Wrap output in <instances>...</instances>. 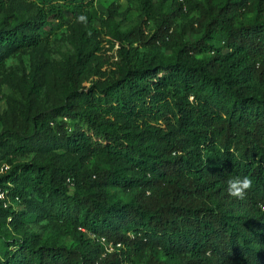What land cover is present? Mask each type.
Masks as SVG:
<instances>
[{
    "label": "trees",
    "instance_id": "trees-1",
    "mask_svg": "<svg viewBox=\"0 0 264 264\" xmlns=\"http://www.w3.org/2000/svg\"><path fill=\"white\" fill-rule=\"evenodd\" d=\"M65 1L80 17L90 0H39L26 19L0 0V75L44 45L46 10L62 18ZM171 1L156 16L142 0L153 27L118 35L109 74L82 35L58 79L37 61L9 97L0 264H264V0ZM236 176L252 180L242 200L227 193ZM30 218L55 233L11 238Z\"/></svg>",
    "mask_w": 264,
    "mask_h": 264
},
{
    "label": "rangeland",
    "instance_id": "rangeland-1",
    "mask_svg": "<svg viewBox=\"0 0 264 264\" xmlns=\"http://www.w3.org/2000/svg\"><path fill=\"white\" fill-rule=\"evenodd\" d=\"M65 2L67 6L61 9L62 18H57L54 13H49L46 10V21L42 27L45 41L42 47L22 49L7 56L5 73L0 75V131L6 124L4 120H1V116L9 109V97L18 100L24 94V81L22 78H25L33 70L37 61L44 60L47 62L48 81H53V78L58 79L62 68L75 53V45L79 37L90 35L99 42L100 49L96 54L104 63L102 70L107 75L114 69L117 62L118 42L116 40L118 35L129 33L136 26H140L147 31H150L153 27V21H149L147 25L144 23L147 15L143 9L142 0H132L131 2L126 0L87 1L82 7L83 12L80 15L86 17L84 21L74 16L70 9V1ZM153 4L156 16L169 13L172 9L171 0H153ZM38 5L39 0H13L11 10L20 19H26L37 12L36 6ZM111 12H115L112 19L108 17ZM1 18L2 14H0ZM191 18L192 15L178 17L176 24L178 26L190 24ZM187 39L194 40V34L187 36ZM152 51L166 57L174 54V49L163 46L155 47ZM11 74L14 75L13 78L10 76ZM84 85L89 86L90 82H85ZM53 98L54 94L50 98L42 97L41 101L44 104H51L54 102ZM32 159L33 154H29L22 160L30 162ZM1 174L3 172L0 170ZM112 191L120 194L116 188ZM18 208L24 210L25 205L21 204ZM19 232L20 234L13 230L11 238L24 237L35 233L46 239L50 234L55 233L47 219L35 222L33 218L26 221ZM63 239H69V237H63Z\"/></svg>",
    "mask_w": 264,
    "mask_h": 264
},
{
    "label": "clouds",
    "instance_id": "clouds-1",
    "mask_svg": "<svg viewBox=\"0 0 264 264\" xmlns=\"http://www.w3.org/2000/svg\"><path fill=\"white\" fill-rule=\"evenodd\" d=\"M79 20L84 21L86 20V17L80 16ZM251 187H252V180L248 176H244V177L236 176L230 178L227 181L228 195L237 199H241V200L244 199L246 193L251 189Z\"/></svg>",
    "mask_w": 264,
    "mask_h": 264
},
{
    "label": "built area",
    "instance_id": "built-area-1",
    "mask_svg": "<svg viewBox=\"0 0 264 264\" xmlns=\"http://www.w3.org/2000/svg\"><path fill=\"white\" fill-rule=\"evenodd\" d=\"M10 166L7 165V164H4V165H0V170L5 173L9 170ZM6 198V195H5V192L4 191H0V199H5ZM7 205V204H6ZM94 237V236H93ZM101 242L105 244L106 240L104 238L101 239ZM111 247V246H110ZM112 250V248H111Z\"/></svg>",
    "mask_w": 264,
    "mask_h": 264
}]
</instances>
